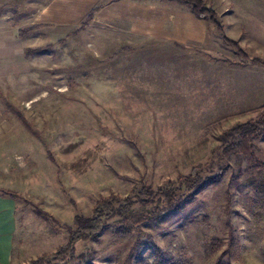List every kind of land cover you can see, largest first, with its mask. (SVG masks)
Returning a JSON list of instances; mask_svg holds the SVG:
<instances>
[{
  "label": "rangeland",
  "instance_id": "obj_1",
  "mask_svg": "<svg viewBox=\"0 0 264 264\" xmlns=\"http://www.w3.org/2000/svg\"><path fill=\"white\" fill-rule=\"evenodd\" d=\"M48 1L0 0V8L7 7L0 15V188L28 201L16 202L10 264L65 245L69 234L62 225L75 228V217L91 216L101 197L127 196L137 184L156 190L197 166L215 175L220 165L226 168L221 182L181 212L140 226L152 240L142 238L144 248L131 264H213L219 256L264 264V212L254 188L264 181V139L253 142L260 161L254 172L239 154L238 178L237 156L225 157L218 140L260 115L264 66L239 57L213 26L205 46L179 48L134 36L118 23L94 20L80 32L82 22L36 24ZM225 3L226 14L250 10L249 24L223 26L226 35L249 58L264 60V16L253 15H264V0ZM32 26L34 32L19 36ZM35 205L59 224L38 216ZM141 209L135 205L137 213ZM108 224L99 241H79L66 261L124 264L139 234H116L115 219ZM215 237L224 246L209 256L205 245ZM159 249L164 260L158 262L152 254Z\"/></svg>",
  "mask_w": 264,
  "mask_h": 264
},
{
  "label": "trees",
  "instance_id": "obj_2",
  "mask_svg": "<svg viewBox=\"0 0 264 264\" xmlns=\"http://www.w3.org/2000/svg\"><path fill=\"white\" fill-rule=\"evenodd\" d=\"M187 5L190 11L199 19L206 21L209 26H213L220 35L222 42L231 47L236 54L254 65L264 66V60L259 58H249L247 52L242 48L238 41L230 39L224 30L223 25L218 19V14L215 10L206 6L203 0H176ZM103 8V4L92 9L85 20L81 23L78 31L84 30L91 22L95 20L96 14ZM7 7L0 8V15L6 12ZM37 27L32 26L19 31L20 37H26L35 31ZM37 51V50H36ZM16 117L21 123L34 135L33 126L25 118L22 112L16 111ZM264 139V106L261 108V113L256 119L249 120L245 123L234 125L230 130H226L219 135L218 140L222 141V153L225 157L236 155L238 162V173L235 175L238 178L242 172L243 160L239 154H244L248 161L247 171H253L258 167L260 161L253 153V142ZM51 157V156H50ZM258 164V165H257ZM264 167V164L260 163ZM212 168V166H207ZM264 169V168H263ZM213 171H207L204 166H197L192 169L188 175L179 176L178 180L167 181L161 187L154 190L152 187L145 184L135 185L127 196H120L112 193L107 197H101L93 208L91 216L77 215L75 217L76 227L62 225L69 234V240L65 245L58 247L53 253H44L35 259L30 260L26 264H70L66 261L68 258L75 256V246L79 241H99L101 236L106 232L109 226L108 222L115 219V233L120 235H131L138 232V239L128 252L124 264H131L139 257L144 248L142 241L146 237L148 241L152 240L151 236H145L140 230L142 224H155L166 213L181 212L189 202H194L198 199L197 194L205 190L209 186L217 185L223 179L226 168L222 165L218 167L215 175H209ZM256 198L260 204L261 210L264 212V181L254 184ZM0 197L12 199L16 202L25 200L18 192L0 188ZM141 206V212H136L135 205ZM35 213L45 219L50 217L57 223L59 222L48 212L44 211L37 205L34 206ZM228 226L230 223H227ZM224 246L220 238H213L205 245V252L209 256H213L222 250ZM152 254L155 261L164 258L161 254ZM81 261H86L88 257L84 254L79 256ZM84 264V263H83ZM213 264H234L232 261L225 262L222 256H219Z\"/></svg>",
  "mask_w": 264,
  "mask_h": 264
},
{
  "label": "crops",
  "instance_id": "obj_3",
  "mask_svg": "<svg viewBox=\"0 0 264 264\" xmlns=\"http://www.w3.org/2000/svg\"><path fill=\"white\" fill-rule=\"evenodd\" d=\"M204 1L206 6L218 13L224 27L237 23L249 24L244 19L250 18V10L226 14L222 8L228 0ZM100 3L103 8L96 14L97 22L124 25L132 35L146 40L182 48L205 46L210 38L211 27L208 23L176 0H49L40 8L36 24L76 26ZM253 15L264 16L258 12ZM15 235L16 201L0 197V264L11 263L16 245Z\"/></svg>",
  "mask_w": 264,
  "mask_h": 264
}]
</instances>
